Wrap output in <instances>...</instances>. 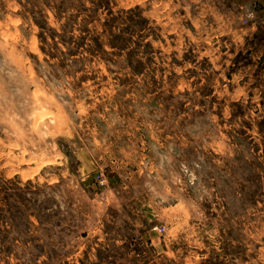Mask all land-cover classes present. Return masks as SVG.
Returning a JSON list of instances; mask_svg holds the SVG:
<instances>
[{"label": "rangeland", "instance_id": "374dc122", "mask_svg": "<svg viewBox=\"0 0 264 264\" xmlns=\"http://www.w3.org/2000/svg\"><path fill=\"white\" fill-rule=\"evenodd\" d=\"M0 264H264V0H0Z\"/></svg>", "mask_w": 264, "mask_h": 264}]
</instances>
